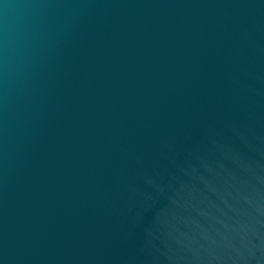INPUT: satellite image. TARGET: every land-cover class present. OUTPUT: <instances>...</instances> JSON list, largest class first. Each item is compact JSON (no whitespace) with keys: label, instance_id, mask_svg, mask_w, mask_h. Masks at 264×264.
<instances>
[{"label":"water","instance_id":"1","mask_svg":"<svg viewBox=\"0 0 264 264\" xmlns=\"http://www.w3.org/2000/svg\"><path fill=\"white\" fill-rule=\"evenodd\" d=\"M0 264H264V0H0Z\"/></svg>","mask_w":264,"mask_h":264}]
</instances>
